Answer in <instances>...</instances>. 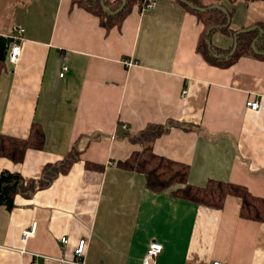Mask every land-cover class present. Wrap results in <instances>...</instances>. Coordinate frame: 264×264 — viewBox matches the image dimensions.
I'll use <instances>...</instances> for the list:
<instances>
[{
  "label": "crops",
  "instance_id": "obj_1",
  "mask_svg": "<svg viewBox=\"0 0 264 264\" xmlns=\"http://www.w3.org/2000/svg\"><path fill=\"white\" fill-rule=\"evenodd\" d=\"M145 1L108 29L78 0H0V35L25 29L19 61L7 52L0 67V134L26 139L34 123L46 134L21 163L0 157V174L37 181L79 154L14 208L0 205V264H75L83 239L86 264H145L152 241L164 246L154 264H264V222L241 217L240 197L216 206L179 186L155 192L120 165L143 150L131 138L159 125L153 152L186 164L190 185L229 182L264 197V49L224 64L233 34L264 24V0H217L230 15V29L211 36L219 64L198 50L204 25L185 3L143 10Z\"/></svg>",
  "mask_w": 264,
  "mask_h": 264
},
{
  "label": "trees",
  "instance_id": "obj_2",
  "mask_svg": "<svg viewBox=\"0 0 264 264\" xmlns=\"http://www.w3.org/2000/svg\"><path fill=\"white\" fill-rule=\"evenodd\" d=\"M124 0L111 3L109 0H78L84 7L97 14L102 24L108 29L120 25L122 19L128 14L133 0ZM188 6L204 25V31L198 50L211 64H219V54L213 49L211 36L217 30L230 29L229 13L224 11L217 0H181ZM108 7V8H107ZM121 9V10H120ZM119 10L117 13L115 11ZM211 32L209 30L212 28ZM236 32L233 34L235 37ZM258 38V39H257ZM257 39V40H256ZM11 39L0 35V67L5 60ZM238 44L234 53L231 49L226 56V65L231 64L248 48L255 44V48L264 49V24L257 29L243 32L238 35ZM165 131L163 126L149 125L138 136L131 139L143 146L140 153L133 154L129 159L121 162L125 168L136 170L147 176L148 187L160 192L171 187L179 186L176 194L195 202L222 206L228 195L240 197L242 200L240 215L243 218L264 222V197L252 194L245 186L211 181L206 187H195L187 182L189 168L186 164L175 162L156 155L153 152V143ZM46 144V134L40 124L34 123L28 138L8 137L0 134V157H6L16 163L24 161L28 149L42 150ZM79 154L72 150L58 165L46 166L44 175L39 180L26 181L18 172L4 169L0 174V205L12 209L15 206L17 194L31 196L38 190L47 186L58 173L66 172L78 159Z\"/></svg>",
  "mask_w": 264,
  "mask_h": 264
},
{
  "label": "built area",
  "instance_id": "obj_3",
  "mask_svg": "<svg viewBox=\"0 0 264 264\" xmlns=\"http://www.w3.org/2000/svg\"><path fill=\"white\" fill-rule=\"evenodd\" d=\"M146 3L143 6V10L145 9H154L157 5L156 0H146ZM25 32V29L20 26H13L11 33L8 35V37L11 39L9 51H8V57L11 63H17L22 55V42H23V34ZM67 70V66L64 65L63 71L61 73V76L63 77L65 74V71ZM185 91H183V95H185ZM248 107H250L253 110H258L260 108V103L255 101H248L247 102ZM124 127H127L125 124ZM36 225L34 224L32 230L25 231L22 235V242L26 243L27 240L31 235L34 233ZM61 242L63 245L68 243L67 238H62ZM164 249V246L157 242L152 241L145 253L144 256V263L145 264H154L158 257L162 254ZM85 256H86V240L83 239L79 242L78 246L75 249V264H86L85 262ZM37 264V263H33ZM210 264H226L223 261L220 260H213L210 262Z\"/></svg>",
  "mask_w": 264,
  "mask_h": 264
},
{
  "label": "water",
  "instance_id": "obj_4",
  "mask_svg": "<svg viewBox=\"0 0 264 264\" xmlns=\"http://www.w3.org/2000/svg\"><path fill=\"white\" fill-rule=\"evenodd\" d=\"M126 5V0H124L123 1V4H122V6H121V9L124 7ZM108 8V7H107ZM224 11H226V9L225 8H223V7H221ZM120 9V10H121ZM119 10H117V11H115L114 13H117ZM227 12V11H226ZM213 28L214 27H212L210 30H209V32H211V30H213ZM258 27H252V28H248V29H242V30H239V31H237L236 32V34H235V43H234V47H233V50H232V53H234L235 52V50H236V47H237V44H238V41H237V38H238V35L240 34V33H243V32H248V31H251V30H253V29H257ZM257 40V39H256Z\"/></svg>",
  "mask_w": 264,
  "mask_h": 264
}]
</instances>
